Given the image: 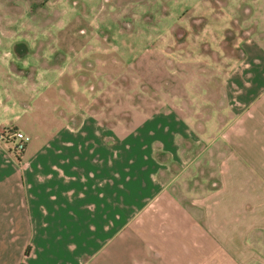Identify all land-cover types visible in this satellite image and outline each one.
<instances>
[{"label": "crops", "instance_id": "1", "mask_svg": "<svg viewBox=\"0 0 264 264\" xmlns=\"http://www.w3.org/2000/svg\"><path fill=\"white\" fill-rule=\"evenodd\" d=\"M233 46L165 57V99L128 113L106 84L50 86L51 142L0 140V264H264V35ZM67 59L7 72L34 86Z\"/></svg>", "mask_w": 264, "mask_h": 264}, {"label": "rangeland", "instance_id": "2", "mask_svg": "<svg viewBox=\"0 0 264 264\" xmlns=\"http://www.w3.org/2000/svg\"><path fill=\"white\" fill-rule=\"evenodd\" d=\"M261 23L264 0H0V100L10 107L0 108V123L16 124L34 143H50L54 110L62 109L46 93L50 86L58 98H67L64 87L82 104L81 88L106 84V101L122 99L126 113L147 94L163 101L165 57L179 62L241 53L233 42L264 35ZM65 57L66 77L51 71L34 86L7 72L9 61L16 69L39 60L50 67Z\"/></svg>", "mask_w": 264, "mask_h": 264}, {"label": "built area", "instance_id": "3", "mask_svg": "<svg viewBox=\"0 0 264 264\" xmlns=\"http://www.w3.org/2000/svg\"><path fill=\"white\" fill-rule=\"evenodd\" d=\"M11 138L14 141L13 151L15 154H21L26 145L25 134L12 127L0 125V140H10Z\"/></svg>", "mask_w": 264, "mask_h": 264}, {"label": "trees", "instance_id": "4", "mask_svg": "<svg viewBox=\"0 0 264 264\" xmlns=\"http://www.w3.org/2000/svg\"><path fill=\"white\" fill-rule=\"evenodd\" d=\"M26 253H27V251H26Z\"/></svg>", "mask_w": 264, "mask_h": 264}]
</instances>
